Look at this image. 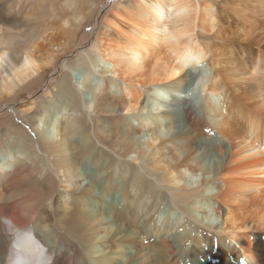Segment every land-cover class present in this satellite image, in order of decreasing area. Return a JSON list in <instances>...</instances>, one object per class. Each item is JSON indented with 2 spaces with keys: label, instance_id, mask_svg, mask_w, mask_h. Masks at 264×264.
<instances>
[{
  "label": "bare ground",
  "instance_id": "6f19581e",
  "mask_svg": "<svg viewBox=\"0 0 264 264\" xmlns=\"http://www.w3.org/2000/svg\"><path fill=\"white\" fill-rule=\"evenodd\" d=\"M60 8L63 27L102 20L27 120L42 155L0 144V264H191L200 255L264 264V237L248 232L264 230V0ZM37 35L16 44L0 35V101L37 85L52 64L51 53L37 54ZM24 160L38 183L60 184L53 209L79 234L74 252L56 247L46 223L28 227L44 200L28 206L12 200L21 188L2 187Z\"/></svg>",
  "mask_w": 264,
  "mask_h": 264
},
{
  "label": "rangeland",
  "instance_id": "374dc122",
  "mask_svg": "<svg viewBox=\"0 0 264 264\" xmlns=\"http://www.w3.org/2000/svg\"><path fill=\"white\" fill-rule=\"evenodd\" d=\"M109 1L110 0H96L99 7L101 5L105 7ZM61 2L62 0H0V14L8 21L7 23H0V35L3 39L7 40L8 36L11 35V41L13 44H16L20 43L22 39H25L32 33L35 35L40 34L42 39H36L37 48L39 49L37 54L45 56L46 53L49 52L54 56L53 62L47 67L41 82L28 90L19 91L11 100L0 101V144H4L10 140L19 144V146L25 144L33 154H37L38 156L42 155V151L38 143L35 142L32 124L27 120L29 116L35 115V113L40 110L42 104L47 100L46 92L49 91L51 94L65 77L66 70L61 71L59 67L60 63L66 61L71 64L81 52L89 49V44L95 39L98 33L97 31H99L98 26L95 24H98V22L102 20L98 17L96 18V22V20L94 21V19L90 17L84 20L82 25L76 29L72 28L71 24L63 27L60 11ZM220 4L221 3L217 5L219 17H221V15L226 16L230 21L232 11L224 9V6ZM108 12L109 10L106 11V14ZM223 16L221 19H223ZM226 21L224 23H226ZM101 27L102 23L100 25V28ZM32 30L36 31L31 32ZM67 39H69L70 42V46L68 47L65 46ZM245 42L247 41L236 40L234 45L236 47L240 45L246 46ZM249 43L251 42H248V44ZM257 46L260 45H251L250 49L252 50ZM240 55H245V53ZM50 78H52L51 81H49ZM104 116L105 115L100 117L103 118ZM184 124L187 125L185 120H181L180 128L185 130L187 126H184ZM16 128H19L17 133L18 137H14V135L16 136ZM196 143V140L192 141V144ZM101 147L103 150L111 151L105 143ZM31 158L32 156H30V159ZM26 161L28 160H24V165L15 171L14 176L11 174L5 178L2 187L21 188V192H19L21 196L17 199L15 197L12 200H18L19 203L23 202L28 206H30L31 203H34V205L38 204L37 200L39 202L44 200V202H41L35 208L32 216L33 218L27 223L28 227H31V224L35 223L37 220L41 223H46L52 230V234L56 237V247L60 246L63 248L67 246L68 248L70 247V252H74L75 247L73 245L76 246L75 243L79 234L68 229L69 225L66 222V218L62 216L59 208L56 207V209H53V202L56 198L54 195L57 194L58 196L61 191L60 184L58 183L57 185V182L50 179V177L46 178L48 186L50 187H48L49 189L45 185L38 183L36 180L38 173L33 167L34 162L30 164L28 161V164H26ZM135 163L138 165L137 162ZM49 172V170H45L42 176L48 175ZM53 185H56V187L52 190ZM161 186H164V184ZM48 191L52 193V197H50L51 199H49V201L45 202L46 198L44 192ZM248 232L255 239L257 237H264V230L261 228H256V230L250 229ZM251 241V243H253L254 239H251ZM223 259H218L216 255H211V257L200 255L198 258L192 260L191 264L229 263L227 258L226 260ZM234 260L235 258L231 261L232 264L235 262ZM57 264L64 263L59 262Z\"/></svg>",
  "mask_w": 264,
  "mask_h": 264
},
{
  "label": "snow or ice",
  "instance_id": "6c2138e0",
  "mask_svg": "<svg viewBox=\"0 0 264 264\" xmlns=\"http://www.w3.org/2000/svg\"><path fill=\"white\" fill-rule=\"evenodd\" d=\"M240 264H244V261H241Z\"/></svg>",
  "mask_w": 264,
  "mask_h": 264
}]
</instances>
